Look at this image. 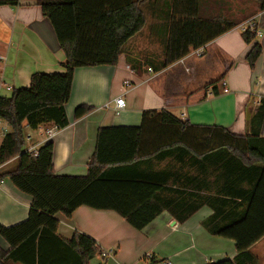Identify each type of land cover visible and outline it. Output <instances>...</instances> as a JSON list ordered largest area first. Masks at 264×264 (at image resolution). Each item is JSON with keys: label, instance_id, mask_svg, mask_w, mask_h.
Wrapping results in <instances>:
<instances>
[{"label": "trees", "instance_id": "1", "mask_svg": "<svg viewBox=\"0 0 264 264\" xmlns=\"http://www.w3.org/2000/svg\"><path fill=\"white\" fill-rule=\"evenodd\" d=\"M146 1L37 2L51 22L66 60L61 64L64 72L35 73L29 87L14 89L11 97H0V120L9 127L0 145V183L9 179L32 198L26 221L10 227L0 224V238L10 246L9 251L0 247V264H89L101 256L105 260L103 249L92 237L76 233L66 240L58 235L56 215L71 218L81 207L115 212L138 231L164 212L184 223L208 207L213 215L203 221L204 229L212 236L234 240L238 250L234 260L209 264H258L250 248L264 237V99L250 118V134L245 136L220 126L194 125L165 110L144 112L139 127L100 128L86 176L57 175L52 142L37 153L26 149L27 128L68 126L65 107L77 68L116 66L128 42L146 30ZM254 2L264 10V0ZM19 5L17 0H0V7ZM205 6V0H172L163 60L159 65L151 64L156 72L240 25L222 15H209L211 11ZM257 32L256 27L245 29L243 41L252 45ZM262 52L257 42L247 54L251 70ZM221 80L207 86L214 87L216 96ZM92 111L93 107L80 105L75 109V119ZM166 158L180 163L187 175L195 170L196 176L178 184V171L167 177L162 173L155 177L123 173ZM12 160L15 166L3 170ZM211 174L231 190L222 188L228 198L211 194ZM170 177L173 185L167 186ZM155 261L153 258L151 264Z\"/></svg>", "mask_w": 264, "mask_h": 264}, {"label": "crops", "instance_id": "2", "mask_svg": "<svg viewBox=\"0 0 264 264\" xmlns=\"http://www.w3.org/2000/svg\"><path fill=\"white\" fill-rule=\"evenodd\" d=\"M17 1L18 7H0V56L5 58L0 62V97H11L14 89L29 87L35 73L64 72L61 64L66 57L51 22L37 6L39 0ZM214 2L212 0L211 5ZM219 2L229 3L228 9L239 10L244 21L201 48V57L196 54L199 49L192 50L181 61L156 72L151 64L159 65L163 60L164 16L169 5L165 6V0H147L148 15L155 20L147 34L128 42L116 66L77 68L70 101L65 107L68 126L59 129L46 124L37 130L27 128L30 141L26 149L38 150L52 142L56 174L81 177L88 173L100 128L139 127L146 111L165 110L194 125L220 126L235 135H249L250 118L264 99V10L252 0H216L215 3ZM251 25H255L261 36L248 45L242 33ZM257 42L263 52L255 69L251 70L246 56ZM221 78L217 85L220 94L216 96L214 87L207 86ZM118 98L125 100L126 108L115 109L114 100ZM80 105L91 106L94 111L76 120L75 109ZM6 126L0 122V145L9 132ZM51 128H56L57 134L49 139L46 130ZM14 163L12 160L7 165ZM133 169L123 173L152 177L162 173L167 177L178 171V184L196 176L195 170L187 175L186 168L171 158L154 160ZM168 179L167 186H172L173 178ZM210 185L211 194L228 198L227 192L231 190L226 189L222 181L214 180V174L210 175ZM222 188L227 192H222ZM31 205L32 198L20 192L9 179L0 183V224L10 227L26 221ZM212 215L210 208L203 207L186 222L179 223L164 212L142 231L134 229L115 212L87 207L77 209L71 218L62 214H57L56 218L60 237L70 240L76 233H82L96 240L103 249L106 259L96 257L89 264H151L153 258L156 261L169 259L172 264L234 260L238 255L236 242L212 236L202 226ZM0 247L10 250L1 238ZM250 252L258 264H264V237L251 246Z\"/></svg>", "mask_w": 264, "mask_h": 264}, {"label": "rangeland", "instance_id": "3", "mask_svg": "<svg viewBox=\"0 0 264 264\" xmlns=\"http://www.w3.org/2000/svg\"><path fill=\"white\" fill-rule=\"evenodd\" d=\"M206 1V3H207V6H205V7H208L210 10L209 11H211L210 12V14L209 15H211V16H216V15H222L223 17H225V18H227V19H229V20H231V21H233V22H242V21H244V20H242V17H240V11L239 10H233V9H231V8H229L228 9V5H229V3H223V4H221V3H219V4H216L215 2L213 3V5H211L212 3V0H205ZM172 2V0H165V6L166 5H170V3ZM252 3H254V0H252ZM221 4V5H220ZM204 12V11H203ZM234 12H235V15H234ZM147 13H149L148 12V9H147ZM205 13V12H204ZM237 13V14H236ZM169 14H170V11H169V7H168V12L167 13H165V16H164V20H165V22H166V20H168L169 19ZM153 18H152V16H150V15H148L147 16V20H148V28L142 33L143 34V36H145L146 34H147V30L149 29V25L151 24V23H153V21L155 22V20H152ZM162 21V20H161ZM167 25V24H166ZM246 25H248V24H246ZM151 26V25H150ZM150 32V31H149ZM142 34H141V36H142ZM143 44L144 45H146L147 44V38L146 39H144V41H143ZM1 122V125L2 126H4V125H6V123L4 122V121H0ZM4 124V125H3ZM6 128L7 129H9L7 126H6ZM25 135L27 136V131H25ZM25 136V137H26ZM26 144H27V142H26ZM10 163V162H9ZM15 164L16 163H14V164H12V165H7V167H5V169H3V170H6V169H11V168H13L14 166H15Z\"/></svg>", "mask_w": 264, "mask_h": 264}, {"label": "built area", "instance_id": "4", "mask_svg": "<svg viewBox=\"0 0 264 264\" xmlns=\"http://www.w3.org/2000/svg\"><path fill=\"white\" fill-rule=\"evenodd\" d=\"M249 28H251L252 30H254L255 25H251ZM257 34L259 36H261V32L260 31H258ZM196 54H197L198 57H201L203 55L202 49L201 50L199 49V51H197ZM4 59H5L4 57H1L0 56V62H2ZM149 71H152V69H149ZM114 103H115V109L116 110H121V109L126 108V102H125V100L123 98L115 99L114 100ZM107 107L108 106H106V108ZM46 134H47V136H48L49 139H52V138H54L56 136L57 129L56 128L48 129V130H46ZM26 139H27V142L30 141V137L29 136H26ZM29 151L30 152H34V153H37V150L29 149ZM154 264H172V262L169 259H161V260L155 261Z\"/></svg>", "mask_w": 264, "mask_h": 264}]
</instances>
